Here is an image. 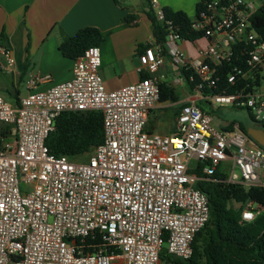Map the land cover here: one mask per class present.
Instances as JSON below:
<instances>
[{
  "label": "built area",
  "instance_id": "1",
  "mask_svg": "<svg viewBox=\"0 0 264 264\" xmlns=\"http://www.w3.org/2000/svg\"><path fill=\"white\" fill-rule=\"evenodd\" d=\"M149 2L167 26L162 44L137 54L138 71L150 75L106 90L94 45L73 60L68 80L34 89L50 75L31 79L32 90L17 103L0 95V122L14 135L0 147V264H166L163 249L187 259L209 217L196 169L202 177L219 172L229 183L264 186V149L237 124L217 125L194 102L180 108L173 133L145 128L160 101L156 72L166 56L178 70L174 83L186 82L183 71H190L188 80L211 103L246 107L264 129V39L250 20L255 0H200L191 29L208 44L196 57L181 47L179 29L158 1ZM13 65L0 45V69ZM222 76L233 92L217 91ZM65 111L102 115V142L84 162L53 155L45 144ZM256 209L249 202L242 220L264 210Z\"/></svg>",
  "mask_w": 264,
  "mask_h": 264
},
{
  "label": "crops",
  "instance_id": "2",
  "mask_svg": "<svg viewBox=\"0 0 264 264\" xmlns=\"http://www.w3.org/2000/svg\"><path fill=\"white\" fill-rule=\"evenodd\" d=\"M157 1L159 7L182 11L192 19L200 0ZM255 4L259 7L264 0H255ZM151 10L154 12L155 7L149 0H0V31L6 33L7 48L14 58L12 70L0 69V93L11 97L10 103H17L32 90L31 79L50 75L49 81L35 84L34 89H42L71 78L73 59L64 57L59 45L85 27H95L102 33L103 39L98 44L99 73L106 90L119 89L150 75L138 71L137 54L155 42L148 18ZM207 44L208 40L202 36L183 38L180 42L190 57H196L199 49ZM177 72L176 66L165 56L156 74L176 99L159 101L150 110L145 125L147 131L173 133L180 108L191 102L206 111L218 108L186 82L174 83ZM20 82H23L22 88H19ZM261 89L264 91V85ZM212 116L217 125L224 128L230 125Z\"/></svg>",
  "mask_w": 264,
  "mask_h": 264
},
{
  "label": "trees",
  "instance_id": "3",
  "mask_svg": "<svg viewBox=\"0 0 264 264\" xmlns=\"http://www.w3.org/2000/svg\"><path fill=\"white\" fill-rule=\"evenodd\" d=\"M163 11L165 18L178 27L183 38L195 39L201 36L191 29L190 18L184 12L172 11L168 8ZM148 18L155 43L162 44L167 34V26L157 20L152 10L148 12ZM250 20L264 39V4L257 8ZM102 39V33L97 28L85 27L73 36L65 38L60 43L59 50L64 57L74 60L86 48L98 45ZM0 45L8 47V37L4 30L0 31ZM183 74L187 79L186 83L190 88H194V83L188 80L190 71H183ZM219 83L217 91H223V87L226 88L225 92L234 91V87H227L223 76ZM166 99L175 100L176 97L166 83H160V101ZM211 111L207 110L212 114ZM249 116L254 122L250 112ZM231 126L232 123L228 127ZM238 127L245 133L244 125L238 123ZM11 131V125L0 126V137L8 136ZM102 138L100 112L65 111L56 118L55 128L46 138L45 144L49 153L56 156L67 155L74 159L76 156L88 153L92 147L102 142ZM195 172L200 177L195 187L203 191L208 198L209 217L193 239L192 254L189 258L179 259L168 255L166 249H163L160 253L161 261L166 264H262L264 210L256 213L251 221L242 220L241 214L249 202L257 209L264 208V186L245 187L229 183L223 180L224 175L219 172L210 177H202L199 169ZM99 241L96 239L95 243Z\"/></svg>",
  "mask_w": 264,
  "mask_h": 264
},
{
  "label": "rangeland",
  "instance_id": "4",
  "mask_svg": "<svg viewBox=\"0 0 264 264\" xmlns=\"http://www.w3.org/2000/svg\"><path fill=\"white\" fill-rule=\"evenodd\" d=\"M22 87H23V82H20L19 88H22ZM0 94L9 102H12L11 97H8L7 95H4L2 93ZM202 106L203 108L206 109L205 105H202ZM211 112L215 117H217L220 121H222L223 124L225 122H228V123L234 122L237 124L240 123L244 125L245 127H248L251 124H253V121H251L250 116H249L250 111L246 107H239V106H234V105H218V108L215 110H212ZM2 125H4V123L0 122V126ZM13 136L14 135L11 131V133L8 136L0 137V147L5 140H12ZM87 157H88V153H85L83 155L76 156L73 160L75 162H84L86 161ZM193 162L194 161H192L191 165L194 164ZM222 168L226 171L229 170V164L228 163L222 164ZM163 247H166V245L163 244Z\"/></svg>",
  "mask_w": 264,
  "mask_h": 264
},
{
  "label": "water",
  "instance_id": "5",
  "mask_svg": "<svg viewBox=\"0 0 264 264\" xmlns=\"http://www.w3.org/2000/svg\"><path fill=\"white\" fill-rule=\"evenodd\" d=\"M245 134L264 149V129L259 124L254 122L250 126L245 127Z\"/></svg>",
  "mask_w": 264,
  "mask_h": 264
}]
</instances>
